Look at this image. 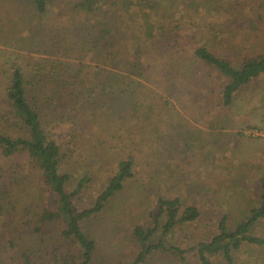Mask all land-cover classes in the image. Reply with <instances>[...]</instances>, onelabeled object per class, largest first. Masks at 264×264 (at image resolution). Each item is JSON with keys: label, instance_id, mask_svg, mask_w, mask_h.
Segmentation results:
<instances>
[{"label": "trees", "instance_id": "obj_1", "mask_svg": "<svg viewBox=\"0 0 264 264\" xmlns=\"http://www.w3.org/2000/svg\"><path fill=\"white\" fill-rule=\"evenodd\" d=\"M18 1L34 7L38 29L32 34V50L45 59L28 68L15 64L11 74L5 73L6 107L0 109V223L18 216L13 194L22 187L23 176L14 161L22 157L41 176L47 195H53L50 206H43V212L29 221L31 233L44 242L49 235L55 236L51 247L24 250L15 263L97 264L99 244L84 224L134 180L135 160H122L96 205L78 210L77 197L89 179L77 182L76 175L61 171L68 154L45 126L44 110L54 115L60 110L79 112L73 115L75 120L88 124V114L104 108L103 100L111 97L120 105L118 114L113 108L105 113L113 124L118 116L117 124L131 127L142 121L150 125L153 116L175 109L153 88L158 86L174 100L183 99L187 89L201 93L209 86L211 96L218 94L222 106L231 107L246 87L264 75V0ZM52 1L61 8L60 27L46 22ZM0 21L4 22L0 35L7 38L22 23L14 15L0 16ZM133 76L152 86L144 87L137 99L132 98L135 91L129 83ZM178 84L190 87L173 90ZM260 182V207L234 226L224 215L209 241L191 249L174 247L177 262L217 264L215 258L223 255L227 264H235L234 254L244 244L264 248V238L254 235L256 223L264 219V178ZM150 212L152 224L138 223L133 232L140 248L136 261L121 264H147L165 246L169 234L202 217L199 207L179 198L161 197Z\"/></svg>", "mask_w": 264, "mask_h": 264}, {"label": "rangeland", "instance_id": "obj_2", "mask_svg": "<svg viewBox=\"0 0 264 264\" xmlns=\"http://www.w3.org/2000/svg\"><path fill=\"white\" fill-rule=\"evenodd\" d=\"M58 2L52 1L49 7V26L56 23L60 27L61 18L57 15L62 12ZM34 12L27 2L0 0V16L5 19L14 15L17 22H22L9 38L0 35V109L6 107L2 87L8 79L5 73L11 74L15 64L28 68L45 59L32 50V34L38 29ZM146 82L135 76L129 79L135 91L132 98L137 99L144 92V87L149 86ZM189 87L190 84H178L173 90L180 92ZM153 88L175 109L153 116L150 125L142 121L131 127L121 125L120 121L117 124L118 116H114L113 124L105 113L113 108V113L118 114L120 105L113 103L111 97L103 100L104 108L100 106L95 113L88 114V124L75 120L73 115L79 112H43L45 126L68 154L61 171L76 175L77 182L89 179L77 197L78 210L96 205L108 178L122 160H135L134 180L102 213L84 224L86 232L99 244L97 264L136 261L140 248L136 247L134 229L138 223L152 224L150 211L161 197L179 198L186 205H195L202 217L194 225L181 226L169 234L165 246L147 264H179L172 254L174 247L191 249L200 241L211 240L224 215H229L230 225L234 226L244 222L258 203L264 177V75L227 108L222 106L218 94L210 95L209 86L201 93L187 89L181 100H174L159 86ZM134 116L129 119L132 123ZM23 159L14 161L23 176L22 187L13 194L18 216L0 223V264H16L23 251L32 247L34 252L51 247V238L55 236L49 235L44 242L31 233L29 221L43 212V206H50L53 195H47L41 176ZM71 189L76 190V186L73 184ZM249 251V244H244L234 254L235 264H249ZM215 261L227 264L223 255Z\"/></svg>", "mask_w": 264, "mask_h": 264}, {"label": "crops", "instance_id": "obj_3", "mask_svg": "<svg viewBox=\"0 0 264 264\" xmlns=\"http://www.w3.org/2000/svg\"><path fill=\"white\" fill-rule=\"evenodd\" d=\"M260 197L261 191L257 196L258 203L253 209L260 207ZM254 235L258 238H264V219L256 223ZM249 247V264H264V248L257 243H250Z\"/></svg>", "mask_w": 264, "mask_h": 264}]
</instances>
